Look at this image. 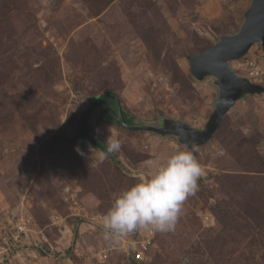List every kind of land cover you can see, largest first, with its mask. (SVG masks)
<instances>
[{
  "label": "rangeland",
  "instance_id": "374dc122",
  "mask_svg": "<svg viewBox=\"0 0 264 264\" xmlns=\"http://www.w3.org/2000/svg\"><path fill=\"white\" fill-rule=\"evenodd\" d=\"M251 3L0 0V264H135L131 248L150 231L110 245L100 217L116 194L193 143L205 175L175 231H153L151 264H212L227 251L229 264L262 261L247 247L256 233L232 211L264 209V47L229 63L254 89L201 145L195 132L220 105L219 88L190 66L239 33ZM99 99L88 124L101 141L120 140L114 160L68 141ZM121 111L134 125L119 123ZM175 123L190 132L164 134Z\"/></svg>",
  "mask_w": 264,
  "mask_h": 264
},
{
  "label": "clouds",
  "instance_id": "9594fccd",
  "mask_svg": "<svg viewBox=\"0 0 264 264\" xmlns=\"http://www.w3.org/2000/svg\"><path fill=\"white\" fill-rule=\"evenodd\" d=\"M120 148V140L109 136L106 151H100L98 159L103 161ZM197 149L193 143L188 150L175 151L146 177L116 194L100 217L103 239L111 245L139 230L175 231L184 202L198 191V180L205 175L204 167L194 155ZM76 150L80 152L79 148Z\"/></svg>",
  "mask_w": 264,
  "mask_h": 264
},
{
  "label": "water",
  "instance_id": "95a60500",
  "mask_svg": "<svg viewBox=\"0 0 264 264\" xmlns=\"http://www.w3.org/2000/svg\"><path fill=\"white\" fill-rule=\"evenodd\" d=\"M255 43L264 47V0H252L239 33L221 38L217 45L207 52L190 58L191 75L200 81L208 76L214 77L219 88L217 102L220 105L213 113L206 130L203 133L193 131L202 138L198 145L204 144L216 133L224 115L242 96L243 89H254L246 78L236 74L229 63L246 54L249 47ZM121 116L123 125H126L122 111ZM183 132L190 131L185 124L177 123L174 129H166L164 134L179 135ZM208 221L210 222L209 217Z\"/></svg>",
  "mask_w": 264,
  "mask_h": 264
},
{
  "label": "trees",
  "instance_id": "16d2710c",
  "mask_svg": "<svg viewBox=\"0 0 264 264\" xmlns=\"http://www.w3.org/2000/svg\"><path fill=\"white\" fill-rule=\"evenodd\" d=\"M105 94L107 96H110V97H116L115 93L111 90H107ZM100 101H101V99L96 100L95 103L89 109V111L84 115L83 120H82V124L79 127L78 133L74 137H72L71 139H68V141L71 142V144L89 143L99 151H106V143L101 141L99 139V137L96 136V134L93 132V130L90 129L89 124H88L89 116H90L91 112L94 110V108L97 107V105L100 103ZM123 115L125 117L126 122L129 125H134V121L128 117V115L125 111H123ZM105 118H106V120L108 119L107 117H105ZM115 118H113V119L110 118L107 121L117 122L115 120ZM119 123L122 124V122L120 120H119ZM176 124L177 123H175V125L165 124V128L168 130L174 129ZM113 154L114 153L108 154L107 157L113 159V156H114ZM117 167L119 169H122V168H120V166H117ZM232 213H233L232 215L235 216V218H237L236 220H239L241 222H245V226L250 231H252L253 233H256L254 235V238L252 239V241L249 243V245L247 247L249 249L257 248V250L261 254L260 258L262 259V261L257 262L256 264H264V209H262L261 207H259L256 204V206L255 205L248 206L246 208V210H244L242 212H240V211L238 212L236 210H233ZM74 233L78 234L77 229H74ZM255 240L257 242H255ZM216 243L217 242H215V241L214 242L213 241H207V251L208 250L211 251V249L213 250ZM233 253H234L233 251H231V252L227 251L226 253H223L226 255L224 257H220L217 255L214 256V253H210L211 256H214V261H212L211 263L212 264H229V262H230L229 257H231V255ZM250 253L252 254L251 251H250ZM206 263L209 264V262H206ZM206 263H203V264H206ZM135 264H137V263H135Z\"/></svg>",
  "mask_w": 264,
  "mask_h": 264
},
{
  "label": "built area",
  "instance_id": "2783aa9c",
  "mask_svg": "<svg viewBox=\"0 0 264 264\" xmlns=\"http://www.w3.org/2000/svg\"><path fill=\"white\" fill-rule=\"evenodd\" d=\"M250 66L253 67L254 63L251 62ZM153 241V231H150L144 241H138L133 245L131 248L132 258L137 264H151L149 250L153 245ZM104 256H107V254Z\"/></svg>",
  "mask_w": 264,
  "mask_h": 264
}]
</instances>
